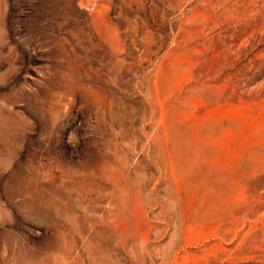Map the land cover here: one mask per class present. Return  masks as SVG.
<instances>
[{"label": "rangeland", "instance_id": "rangeland-1", "mask_svg": "<svg viewBox=\"0 0 264 264\" xmlns=\"http://www.w3.org/2000/svg\"><path fill=\"white\" fill-rule=\"evenodd\" d=\"M0 264H264V0H0Z\"/></svg>", "mask_w": 264, "mask_h": 264}]
</instances>
